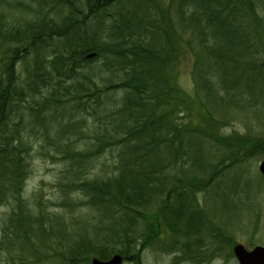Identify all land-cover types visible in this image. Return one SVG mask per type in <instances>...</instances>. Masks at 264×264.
<instances>
[{
    "label": "trees",
    "instance_id": "obj_1",
    "mask_svg": "<svg viewBox=\"0 0 264 264\" xmlns=\"http://www.w3.org/2000/svg\"><path fill=\"white\" fill-rule=\"evenodd\" d=\"M40 1L43 5L47 2ZM119 1L55 0L58 10L52 16L21 5L34 14L32 18L22 26L0 22V181H3L0 206H11L1 230L0 250L10 255V261L17 258L18 264H40L44 258L50 259V254L42 256L37 252L32 239L51 238L52 233L54 239L63 237L56 227L64 222L62 215L46 214L43 209L35 215L21 196L28 175L26 156H22L26 147L15 130L18 124L12 119L15 103L42 97L45 91L55 88L74 91L70 99L81 114L88 116L91 112L104 117L103 130L100 129L93 149L74 152L75 160L86 162L107 148L118 149L120 160L116 173L106 177L87 180L81 179L79 171L74 172L70 183L97 218L93 232L83 230L67 240L69 246L62 245L60 264H90L93 258L105 261L114 255H119L123 262L141 264L144 249L164 234L173 240L168 249L180 250L187 258L188 239L206 225L195 196L220 179L222 166L211 171L209 177L208 166L200 162L202 168L197 172L196 164L205 157L179 136L181 129L178 130L174 117L180 114L184 102L168 77L171 64L178 58L176 44L166 48L171 45L168 35L163 45L149 43V31L137 22L131 26L129 20L120 22L119 34L115 33L116 37L108 41L84 30L89 21L100 24L107 8ZM256 2L182 0L179 4L178 14L187 16L198 27L200 48L215 58L219 83L215 85L208 78L201 84L210 98L219 90L228 94L231 86H235L233 71L242 54L254 68L255 61L261 60L258 54L264 49V27L257 19ZM248 25L252 33L259 29L263 35L252 39L246 32ZM54 42L57 45L52 51ZM31 54L32 66L25 73L27 95L19 85L16 66ZM89 54L94 56L86 58ZM256 76L257 83L250 75L248 79L262 90L264 76ZM251 83L246 87L250 88ZM111 94L121 97L106 101ZM48 106L45 102L36 109L29 107L28 111L43 116ZM203 120L206 134L197 133L208 138V130L212 128L208 119ZM158 146L163 147L170 164L162 165L159 161ZM223 147L230 148L224 153L225 159L234 157L231 163L238 158L245 162L264 152V140L240 137ZM133 153L138 154L130 156ZM151 205L155 211L146 216ZM143 221L147 226L138 232ZM179 235L187 245L180 244ZM15 251L20 256L14 257ZM214 253L215 250H208V258Z\"/></svg>",
    "mask_w": 264,
    "mask_h": 264
},
{
    "label": "rangeland",
    "instance_id": "obj_2",
    "mask_svg": "<svg viewBox=\"0 0 264 264\" xmlns=\"http://www.w3.org/2000/svg\"><path fill=\"white\" fill-rule=\"evenodd\" d=\"M181 2L120 0L107 8L100 18V24L89 21L84 30L108 41L110 37H116L115 33L119 34L117 25L121 28L120 22L127 23L129 20L131 26L137 22L140 27L149 31V43L163 45L168 35L171 45H166V48H172L176 44L178 49V58L170 67L169 83L177 88L178 95L183 100L180 101L184 102L182 111L174 117L178 130L181 129L179 136L186 139L188 145L192 144L200 155H204L205 158L200 159L198 163L200 165V162H205V167L208 166V173L210 172L209 177L211 171L220 167V164L222 166L220 179L195 196L203 211L202 220L206 224L205 227L188 239L190 245L185 243L184 238H180L181 235L177 237L180 244L185 243L186 248L189 246L190 252L185 255L187 258L183 257L180 250L168 249L173 240L168 234H164L160 239L151 241L148 248L144 249L141 264H237L231 254L235 245L240 244L248 250L256 246L264 248V175L258 171L259 164L264 161V152L249 157L245 162L238 158L231 163L230 159L234 157L224 158V153L230 148L223 145H232L234 140L237 141L240 137L264 140V86L260 90V86L248 79L250 75L257 83L256 74L264 76V49L258 54L261 60L255 61L256 68L245 60L246 55L242 54L241 58H237L239 66L236 65L233 71L235 86H231L228 94L219 90L210 98L201 84L208 78L215 85L219 83L214 65L215 58L208 56L205 50L200 48L198 27L193 26L187 16L181 17L178 14ZM21 5L32 6L40 14L48 13L49 16L55 15L58 10L55 0H47L45 5L40 0H0V22L22 26L32 18L34 14L22 9ZM76 7L82 10L77 4ZM256 15L257 19L261 20V27H264V0H257ZM258 30L252 33L253 29L248 25L246 32L250 33L252 39H259L263 34ZM56 45L54 42L50 49L55 50L53 47ZM32 56L33 54L26 57L16 66L20 76L19 85L27 95L25 84L28 81L25 73L32 66ZM248 83H251L250 88L246 87ZM73 92L55 88L45 91L42 97L32 100L26 98L23 104L15 103L12 107V119L18 124L15 130H18L19 137L26 147L22 156H26L28 175L21 196L31 213L37 215L39 210L43 209L46 214L62 215L64 220L61 225L56 226L58 233L63 237L54 239L52 233L51 238L45 236L46 239L38 238L39 241L32 239L37 252L42 256L50 254V259L44 258L40 264H60L62 245L69 246V238L72 240L83 230L89 233L94 231L97 215L85 205L82 194L75 191L74 185L70 183L74 172L79 171L81 179L87 180L106 177L116 173L120 161L119 150L115 148H107L86 162L77 161L72 156L74 152L92 150L99 138L100 129L103 130L104 127L102 114L90 112L86 116L79 112L75 107L76 103L70 99ZM120 97V94H111L106 101L118 100ZM45 102L49 108H46L43 116L28 111L29 107L36 109ZM202 118L208 119V126L212 128V131L208 130V138L197 133L199 131L206 134V123ZM224 137L227 140H224ZM105 140H108L107 136ZM157 148L156 152L161 154L159 161L162 165L170 164L167 161L170 158L163 151V147ZM135 154L138 153L130 156ZM199 165L196 164L197 172L202 168ZM69 169L72 170L71 173H68ZM2 184L3 181H0V186ZM154 209L151 205L146 211V216L152 215ZM10 212L11 206H0V238L3 224ZM145 226V221L140 222L138 232H143ZM46 240L50 242H44ZM208 250H215L210 258ZM12 255L20 256L18 251ZM9 256L6 251L0 250V264H18L17 258L10 261ZM122 264L132 263L122 261Z\"/></svg>",
    "mask_w": 264,
    "mask_h": 264
},
{
    "label": "water",
    "instance_id": "obj_3",
    "mask_svg": "<svg viewBox=\"0 0 264 264\" xmlns=\"http://www.w3.org/2000/svg\"><path fill=\"white\" fill-rule=\"evenodd\" d=\"M93 56L94 54H89L86 58H92ZM258 171L261 175H264V161L259 164ZM232 254L237 264H264L263 247L256 246L248 250L238 244L232 248ZM91 264H122V258L119 255H114L105 261L93 258L91 259Z\"/></svg>",
    "mask_w": 264,
    "mask_h": 264
}]
</instances>
